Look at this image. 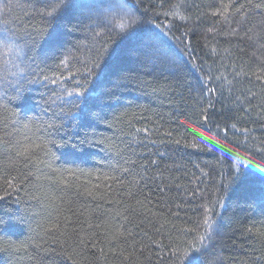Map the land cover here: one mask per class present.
<instances>
[{"label":"trees","instance_id":"1","mask_svg":"<svg viewBox=\"0 0 264 264\" xmlns=\"http://www.w3.org/2000/svg\"><path fill=\"white\" fill-rule=\"evenodd\" d=\"M86 2L0 1V264H264V0Z\"/></svg>","mask_w":264,"mask_h":264},{"label":"snow or ice","instance_id":"2","mask_svg":"<svg viewBox=\"0 0 264 264\" xmlns=\"http://www.w3.org/2000/svg\"><path fill=\"white\" fill-rule=\"evenodd\" d=\"M129 4L130 0H115V2L110 3L108 5V10L105 13V19L113 21V29L119 30V32L123 35L125 39L135 36L141 31H147L148 33H150L152 40H160L161 37L165 35V33H163V31L161 30L160 26L152 25L151 27L146 28L145 22L141 19L144 15H146V13L141 12L139 10L138 5L131 4V6H129ZM93 6V4L86 2V0H61V3L53 7V11L49 12L48 15L51 17L57 11H63L70 8H91ZM256 7L260 8L264 7V5L257 4ZM114 13H119V21H116V16L114 15ZM137 13H139V15H137ZM171 15L175 16L177 15V13L173 12L171 13ZM180 19H184V17L181 16ZM125 29H128V31L125 32ZM153 29H156V31H153ZM50 40L52 42L53 48H55V44L57 41L55 33L50 36ZM115 54L116 53L114 51L112 55ZM109 64V60H106L103 65L99 62L95 63L93 65V69L95 70V72L93 73V71H89L88 75L92 76L94 74L95 79L98 82H102L108 75ZM92 93L93 89H87L84 93H78L77 95L80 96L81 99H83L86 103L87 99L92 95ZM207 119L208 118L205 117V120ZM244 164L245 167H252L256 170H260L261 168V166L259 165H253L251 161H245ZM237 175L239 176L240 173H237ZM0 223H2V221H0ZM205 224L208 225L209 228L211 227V224L208 220H205ZM206 251L207 248H204L203 250L193 249L191 255L187 257L186 264H201L200 257L203 252Z\"/></svg>","mask_w":264,"mask_h":264},{"label":"rangeland","instance_id":"3","mask_svg":"<svg viewBox=\"0 0 264 264\" xmlns=\"http://www.w3.org/2000/svg\"><path fill=\"white\" fill-rule=\"evenodd\" d=\"M1 1V0H0ZM92 1V0H90ZM4 47H5V50L4 51H0V79H1V76H9L10 77L12 76V71L10 69V66H7V60L9 61L11 67L14 68V62H15V65H17V61H14V57L16 54H18V51L13 49L11 46H6V45H9L11 44L10 41L8 39H5L4 41ZM15 51V52H13ZM9 54V56H8ZM7 59V60H6ZM7 67H9V70L7 69ZM16 69V68H14ZM71 98V94H66L62 97V100L61 101H67Z\"/></svg>","mask_w":264,"mask_h":264}]
</instances>
